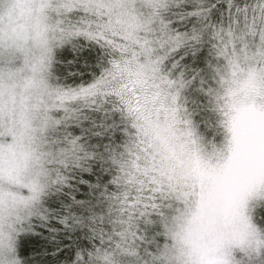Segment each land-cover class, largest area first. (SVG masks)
<instances>
[{
  "label": "snow or ice",
  "instance_id": "6c2138e0",
  "mask_svg": "<svg viewBox=\"0 0 264 264\" xmlns=\"http://www.w3.org/2000/svg\"><path fill=\"white\" fill-rule=\"evenodd\" d=\"M0 264H264V0H0Z\"/></svg>",
  "mask_w": 264,
  "mask_h": 264
}]
</instances>
